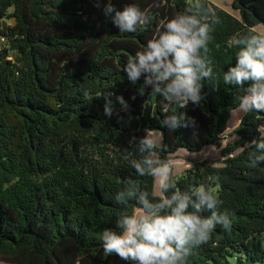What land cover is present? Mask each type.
<instances>
[{"label": "trees", "instance_id": "1", "mask_svg": "<svg viewBox=\"0 0 264 264\" xmlns=\"http://www.w3.org/2000/svg\"><path fill=\"white\" fill-rule=\"evenodd\" d=\"M107 2L0 0V261L127 264L104 253L101 233L116 228L125 208L115 196L128 180L151 198L153 178L131 166L139 153L129 143L148 132L159 133L161 159L207 146L223 157L173 174L180 190L210 186L231 221L228 229L217 224L186 264H264V163L249 159L253 141L264 138V113L242 114L229 133L235 138L221 145L243 94L223 84V73L235 63L233 40L264 25V0H232L237 14L202 0L209 19H218L207 52L212 79L202 82L200 105L170 111L151 88L140 95L143 78L133 84L123 69L189 0H111L118 10L135 3L148 13L150 23L134 33L119 32L105 16ZM103 91L115 93L111 117ZM173 113L196 123L170 132L164 119ZM134 207L131 201L127 210Z\"/></svg>", "mask_w": 264, "mask_h": 264}, {"label": "clouds", "instance_id": "2", "mask_svg": "<svg viewBox=\"0 0 264 264\" xmlns=\"http://www.w3.org/2000/svg\"><path fill=\"white\" fill-rule=\"evenodd\" d=\"M104 13L121 33H134L150 23L148 13L135 3L118 10L108 0ZM216 23L218 19H209L202 0H189L182 11L168 19L143 49L127 61L123 71L128 80L135 84L143 78L138 93L143 95L145 88H151V95L162 97L164 111H170L171 105H200L204 99L202 82L205 78L212 79L207 52ZM233 47L237 49L235 63L223 73V84L243 89L238 105L242 114L264 113V29H249L240 34L233 40ZM101 96L105 100L104 113L111 117L115 93L103 91ZM115 99L127 110L123 96ZM195 123L184 114L173 113L164 119V126L170 132ZM129 143L139 153L131 166L138 175L151 176L154 188L150 198L148 191L128 180L117 192L115 200L125 210L120 213L115 229L105 228L101 233L103 251L106 255L115 254L127 264H186L217 224L225 229L231 227L229 214L217 210L221 201L210 186L177 188L172 161L157 154L160 142L156 136L146 132ZM253 144L256 151L249 159L255 166L264 163V138ZM129 156L134 153L130 152ZM131 201H135V207L129 211Z\"/></svg>", "mask_w": 264, "mask_h": 264}, {"label": "rangeland", "instance_id": "3", "mask_svg": "<svg viewBox=\"0 0 264 264\" xmlns=\"http://www.w3.org/2000/svg\"><path fill=\"white\" fill-rule=\"evenodd\" d=\"M210 1L213 3L221 4L223 6H228V8L231 9L232 13L237 14V12L231 8L230 3L232 0H210ZM263 28H264V25L262 24H259L257 26V30L263 29ZM241 115L242 113L238 110V108H236L235 110L231 112V116L227 122V127L222 134V140H221L222 146L227 141H231L235 138V136H232V137L229 136V133L230 131H232V129L235 126H237ZM261 130L264 132V121L261 125ZM157 134L151 133L150 135H154L158 137L159 135L157 136ZM222 158L223 157L220 154V148L216 146H207L199 152H189L183 148H180L177 150L176 153L173 154V158L171 159L173 163V174H180L185 168L190 166L194 161H200V160L206 159L210 162H216ZM0 264H11V263L0 261Z\"/></svg>", "mask_w": 264, "mask_h": 264}, {"label": "crops", "instance_id": "4", "mask_svg": "<svg viewBox=\"0 0 264 264\" xmlns=\"http://www.w3.org/2000/svg\"><path fill=\"white\" fill-rule=\"evenodd\" d=\"M215 4H217V3H215ZM231 4V3H230ZM218 6H220V7H222V8H224L225 10H227V11H230V12H232L231 11V9L230 8H228V6H223V5H221V4H217ZM258 26V25H257ZM257 26H255V29H257ZM264 29V28H263ZM260 30V29H259Z\"/></svg>", "mask_w": 264, "mask_h": 264}, {"label": "built area", "instance_id": "5", "mask_svg": "<svg viewBox=\"0 0 264 264\" xmlns=\"http://www.w3.org/2000/svg\"><path fill=\"white\" fill-rule=\"evenodd\" d=\"M6 42V39L4 36L0 35V47Z\"/></svg>", "mask_w": 264, "mask_h": 264}]
</instances>
